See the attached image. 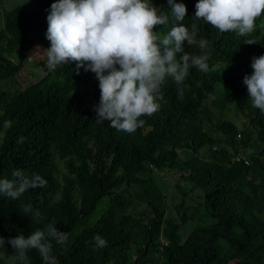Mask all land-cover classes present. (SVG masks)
<instances>
[{
	"label": "trees",
	"instance_id": "trees-1",
	"mask_svg": "<svg viewBox=\"0 0 264 264\" xmlns=\"http://www.w3.org/2000/svg\"><path fill=\"white\" fill-rule=\"evenodd\" d=\"M36 1L29 10H5L0 30V83L12 85L0 88V178L20 168L47 184L16 200L0 195V253L13 257L7 240L55 221L69 234L64 246L52 241L58 264H264V111L252 106L244 84L253 74V57L264 56V14L246 36L200 21L197 40L209 42L206 52L187 42L184 50L207 54L209 70L191 67L182 97L166 77L157 112L125 133L97 121L101 89L95 73H77V62L48 70L47 17L58 0ZM151 2L171 10L168 0ZM175 2L186 5L183 23L191 30L199 0ZM168 15L169 23L154 29L161 36L175 23ZM209 104L214 112L205 110ZM232 109L250 121L243 133L226 118ZM5 121L11 127L5 129ZM167 167L202 191V207L212 221L186 240L180 231L195 213H188L184 199L176 206L181 222L168 216L171 185L159 175ZM21 205L32 211L24 213ZM142 205L147 212L141 218L133 211ZM97 234L107 243L94 250ZM27 257L28 264H44L35 249Z\"/></svg>",
	"mask_w": 264,
	"mask_h": 264
},
{
	"label": "clouds",
	"instance_id": "clouds-1",
	"mask_svg": "<svg viewBox=\"0 0 264 264\" xmlns=\"http://www.w3.org/2000/svg\"><path fill=\"white\" fill-rule=\"evenodd\" d=\"M168 4L175 23L161 36L154 29L157 25L166 26L169 15L151 0H58L51 5L47 17L51 47L44 50L46 67L54 71L59 65L77 62V73L81 68L95 73L101 89V101L95 108L97 121H107L117 131L134 133L145 122L141 117L157 112L160 106L157 101L163 99L160 88L166 77L174 80L182 97L189 69L209 70L207 54L194 55L184 50L187 42L206 52L209 42L197 40L200 21L221 33L246 36L264 14V0H199L190 30L183 23L187 18L186 5L175 0H168ZM245 44L257 41L246 39ZM251 66L253 74L245 76L244 84L252 106L264 111V56L253 57ZM11 123L5 121L4 128L11 127ZM23 140L21 137L19 142ZM46 184L39 174L28 176L16 168L11 178H0V195L16 200L27 190ZM21 208L24 213L32 211L31 205ZM68 236L53 221L44 230L17 235L6 243L12 246L13 259L20 264H28L27 252L33 249L39 252L44 264H58L52 255V241L64 246ZM93 240L94 250L106 246V240L99 234Z\"/></svg>",
	"mask_w": 264,
	"mask_h": 264
},
{
	"label": "rangeland",
	"instance_id": "rangeland-1",
	"mask_svg": "<svg viewBox=\"0 0 264 264\" xmlns=\"http://www.w3.org/2000/svg\"><path fill=\"white\" fill-rule=\"evenodd\" d=\"M37 4L38 3L36 0H6V4L0 7V30H2L4 27L5 10L9 11L18 5H21L27 10H29L36 7ZM0 88H2L3 90H10V88H12V85L7 83H0ZM216 89L219 90L218 85H216ZM209 106L210 104L206 105L205 110H208L209 108V110L214 112L215 109ZM226 118L236 124L241 133H243L246 128L250 126L249 119L245 117L242 113L236 111L235 109H232V111L226 115ZM217 120V116L213 118L214 123H216ZM206 124L207 128L214 136L220 135L219 132L214 131L215 129L212 128V125L207 121V119ZM252 152L253 148L247 150V154H250ZM180 155L183 158L185 157L184 152H181ZM60 166L63 167V164L60 163ZM159 173L160 177L163 178L167 183H169V185H171L170 191L167 194L168 216L174 218L176 221L181 222L176 206L181 203L184 199L188 203V213H195L194 218L190 219L186 224H184L180 231V236L182 240H186V238L191 234L194 228L212 223V221L208 219V217L204 213L202 207L204 198L203 193L199 188L196 189L195 186L192 185L190 180H188L187 178L181 179V173L173 168H164L160 170ZM146 212V206L142 205L138 206L137 209L133 211V214L142 218L145 216ZM16 262L17 260H14L13 257H7L4 254L0 253V264H16Z\"/></svg>",
	"mask_w": 264,
	"mask_h": 264
},
{
	"label": "built area",
	"instance_id": "built-area-1",
	"mask_svg": "<svg viewBox=\"0 0 264 264\" xmlns=\"http://www.w3.org/2000/svg\"><path fill=\"white\" fill-rule=\"evenodd\" d=\"M164 244H165V245H168V243H167V242H165Z\"/></svg>",
	"mask_w": 264,
	"mask_h": 264
}]
</instances>
